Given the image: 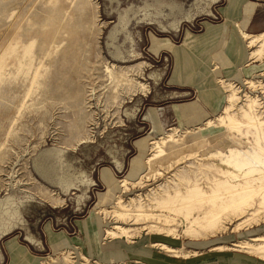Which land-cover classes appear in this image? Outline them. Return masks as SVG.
<instances>
[{"label": "rangeland", "instance_id": "374dc122", "mask_svg": "<svg viewBox=\"0 0 264 264\" xmlns=\"http://www.w3.org/2000/svg\"><path fill=\"white\" fill-rule=\"evenodd\" d=\"M246 17L264 0H0V264H264Z\"/></svg>", "mask_w": 264, "mask_h": 264}, {"label": "crops", "instance_id": "0c3cea01", "mask_svg": "<svg viewBox=\"0 0 264 264\" xmlns=\"http://www.w3.org/2000/svg\"><path fill=\"white\" fill-rule=\"evenodd\" d=\"M246 22H247V17L245 18V21H244V23L241 25V26H239L238 25V28H239V34H240V36L242 37V39H245L243 36H242V33H244V34H246V35H248V36H258V35H260V34H262V33H264V31H261V32H259V33H257V34H251V33H248V32H246V31H244V28H242V27H244L245 25H246ZM247 46H248V43H247ZM248 47H250V46H248ZM251 53H252V51L248 54V57H249V61L245 64V65H250V64H252L253 62L256 64V65H253L254 67H256V66H260L261 64H260V62H258V60H255L253 57H251ZM185 109V108H184ZM186 110V109H185ZM181 111H183V108L179 105L178 106V108H176L175 110H173V119H175V120H177V121H180V120H182V119H184V112H183V114L181 113ZM153 121H154V123L155 122H157V123H159V118H158V116L157 115H155V116H153ZM156 123V124H157ZM161 123H163V120H161V122H160V124ZM159 124V125H160ZM138 162L137 161H135V159L132 161V163H131V169H130V176H133V175H135L136 174V171H137V169L139 168L138 167ZM117 171V170H116ZM149 259H151V258H149Z\"/></svg>", "mask_w": 264, "mask_h": 264}, {"label": "water", "instance_id": "95a60500", "mask_svg": "<svg viewBox=\"0 0 264 264\" xmlns=\"http://www.w3.org/2000/svg\"><path fill=\"white\" fill-rule=\"evenodd\" d=\"M144 255L147 258V260L149 261L148 258H151V254L150 253H145ZM204 259L205 258H196L194 261L197 262V261H202ZM163 260H165L168 264H185V261L169 258V256H168V258H164ZM149 262H151V261H149ZM153 264H158V263H153Z\"/></svg>", "mask_w": 264, "mask_h": 264}, {"label": "bare ground", "instance_id": "6f19581e", "mask_svg": "<svg viewBox=\"0 0 264 264\" xmlns=\"http://www.w3.org/2000/svg\"><path fill=\"white\" fill-rule=\"evenodd\" d=\"M245 35V34H244ZM250 43H253V41H251ZM165 142H167V140H164V141H162V143L163 144H165ZM148 161H151V159H149ZM121 184H122V186H127V184H128V182L126 181V180H123L122 182H121ZM260 198V197H259ZM249 199V198H248ZM13 253H15V252H13Z\"/></svg>", "mask_w": 264, "mask_h": 264}]
</instances>
